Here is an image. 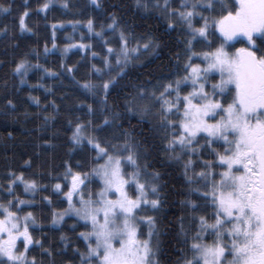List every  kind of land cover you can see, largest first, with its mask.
<instances>
[{
    "label": "snow or ice",
    "instance_id": "6c2138e0",
    "mask_svg": "<svg viewBox=\"0 0 264 264\" xmlns=\"http://www.w3.org/2000/svg\"><path fill=\"white\" fill-rule=\"evenodd\" d=\"M57 2L42 0L35 11L46 19ZM59 2L70 9V0ZM89 2L102 7V0ZM133 3L139 12L155 15L166 32L176 33L167 71L132 85L123 110H117L119 105L109 104L112 92L141 57H159L161 43L151 33L138 34L115 11L99 25L94 18L86 20L87 32L102 42L101 51L83 42V35L80 43L63 49L65 54L72 48L90 52L101 65L91 64L89 78L76 82L93 103L75 105L83 115L67 121L69 153L79 150L81 159L74 165L64 161L62 172L49 170L54 183H41L12 168L0 177V264H58L57 257L71 247L63 232L58 250L33 235L38 217L28 209L36 208L37 195L49 190L40 203L50 209L51 225L60 227L66 217H75L70 231L76 233L77 225L85 229L76 234L83 249L71 247L72 256L61 264H162L158 214L167 196L155 161L178 166L185 181V190L178 193L184 198L176 218L175 264H264V0ZM24 7L19 31L35 35L25 22L28 0ZM11 12V4L0 2V15ZM69 23L76 31L81 21ZM51 28L52 47L45 43V55L57 49V25ZM8 32L7 26L0 28V36ZM31 54L38 61L39 52L32 49ZM28 55L12 68L20 85L28 83L33 69L58 75L33 64ZM61 67L68 74L76 70ZM3 87L7 89V81ZM29 99L40 106L38 97ZM16 107L6 100L7 110ZM51 107L59 111L55 102ZM133 117L148 125L151 142L135 131ZM53 119L45 115L42 125ZM24 167H32L31 159ZM20 185L29 199L17 193ZM53 196L67 206L54 207ZM37 248L39 259L33 255Z\"/></svg>",
    "mask_w": 264,
    "mask_h": 264
},
{
    "label": "trees",
    "instance_id": "16d2710c",
    "mask_svg": "<svg viewBox=\"0 0 264 264\" xmlns=\"http://www.w3.org/2000/svg\"><path fill=\"white\" fill-rule=\"evenodd\" d=\"M0 2L12 5L10 15H0V28L7 26L9 29L7 37L0 36V177H3L8 168H12L17 172H24L26 177L40 180L41 183H54L56 181L47 175L49 170L55 169L57 172H62L64 161H69L74 165L82 156L79 150L69 153L71 143L68 137L71 135V131L67 121L69 118L83 115V112L75 105L81 102L93 103V99L85 94L76 82H82L89 78L91 64L96 63L97 66H101L99 59H93L90 52L72 48L66 54L63 53L65 45L80 43L83 35L86 37L83 42L91 43L93 50L100 52L102 42L87 32L85 22L91 17L99 25L105 21L107 13L114 11L138 34L151 33L158 39L161 43L159 57H141L135 66L130 67L128 75L120 80L109 97V104L119 105L117 110L122 111L124 98L129 91H132V85L167 71L169 58L175 50L176 33L166 32L164 25L155 15L139 12L134 7L133 0H102L100 9L91 5L89 0H70V9H64L58 0L46 14V19L44 13L35 11L42 0H28L30 16L25 18V22L33 29L35 35L28 32L21 34L19 16L25 10V0H0ZM69 21H81V24L77 26L76 31H73V25ZM61 23L64 25L62 28L59 27ZM52 24L57 25L55 39L57 49L45 55V43L50 49L52 47ZM69 37L71 40L68 39ZM32 49L39 52L38 61L31 54ZM25 53H29L28 59L33 64L39 62L58 75L50 77L38 69H33L26 78L28 83L20 85L19 79L12 75V68L16 60ZM62 64L76 70L72 74H68L62 69ZM41 76H43L42 80ZM5 81H7V89L3 87ZM38 84H43L44 87H35ZM16 88H19V91H16ZM46 89H50V91H46ZM29 95L39 98V107L32 103ZM7 99H12L16 103L17 107L14 112L5 108ZM52 102L58 106V112H53ZM45 106H47L46 111L44 110ZM45 115L55 116V119L51 120L46 127L42 125ZM131 124L138 134L142 132L144 136H148L150 142L152 141L153 138L148 132L146 123L138 124L137 118L133 117ZM124 126L127 128L128 124L125 122ZM138 138L142 137L138 135ZM45 141H50L53 147H49ZM156 154L154 150L153 155ZM29 159L32 161V167L25 168L24 161ZM154 163L164 174L163 180L166 182V186L163 187V192L167 196V203L158 214L159 227L162 231L160 259L162 264H175L178 249L176 218L182 214L179 201L184 198L178 193L185 190V181L178 166L162 165L159 161ZM41 173L43 176L40 175ZM17 193L23 199L30 198V194L23 193L22 185L17 188ZM50 194V190L39 193L36 197L38 206L28 209L34 211L38 217L39 227L33 231L34 237L41 239L46 247L52 244L58 250L62 247L60 235L63 232L71 238V247L78 246L83 249V243L76 239V234L85 229L81 225H77L76 233L70 231V226L76 222L75 217H66V223L60 227L51 225L50 209L40 203L41 196ZM52 199L54 207H66V203H60L62 198L53 196ZM71 247L64 256L57 257L58 264L72 256ZM39 251L37 248L33 252V255H37L38 259L40 258Z\"/></svg>",
    "mask_w": 264,
    "mask_h": 264
},
{
    "label": "rangeland",
    "instance_id": "374dc122",
    "mask_svg": "<svg viewBox=\"0 0 264 264\" xmlns=\"http://www.w3.org/2000/svg\"><path fill=\"white\" fill-rule=\"evenodd\" d=\"M239 47V46H238ZM67 206V205H66ZM147 229H145V231H146ZM84 231V230H83Z\"/></svg>",
    "mask_w": 264,
    "mask_h": 264
}]
</instances>
